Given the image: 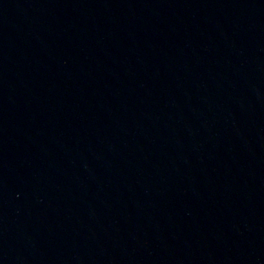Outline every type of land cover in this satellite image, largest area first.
Returning <instances> with one entry per match:
<instances>
[{"label": "water", "instance_id": "95a60500", "mask_svg": "<svg viewBox=\"0 0 264 264\" xmlns=\"http://www.w3.org/2000/svg\"><path fill=\"white\" fill-rule=\"evenodd\" d=\"M0 264H264V0H0Z\"/></svg>", "mask_w": 264, "mask_h": 264}]
</instances>
